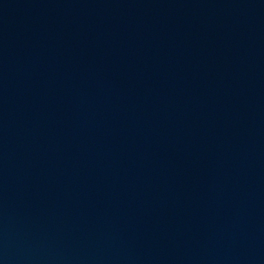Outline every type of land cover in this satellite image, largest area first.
I'll use <instances>...</instances> for the list:
<instances>
[{"label":"water","instance_id":"95a60500","mask_svg":"<svg viewBox=\"0 0 264 264\" xmlns=\"http://www.w3.org/2000/svg\"><path fill=\"white\" fill-rule=\"evenodd\" d=\"M0 264H264V0H0Z\"/></svg>","mask_w":264,"mask_h":264}]
</instances>
